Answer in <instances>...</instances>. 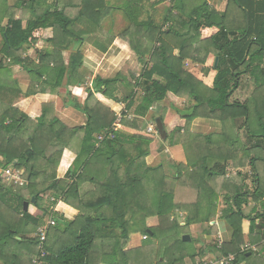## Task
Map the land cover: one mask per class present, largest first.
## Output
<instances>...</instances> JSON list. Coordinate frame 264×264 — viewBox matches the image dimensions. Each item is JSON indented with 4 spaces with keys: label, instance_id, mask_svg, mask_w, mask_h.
I'll list each match as a JSON object with an SVG mask.
<instances>
[{
    "label": "trees",
    "instance_id": "trees-1",
    "mask_svg": "<svg viewBox=\"0 0 264 264\" xmlns=\"http://www.w3.org/2000/svg\"><path fill=\"white\" fill-rule=\"evenodd\" d=\"M62 2L28 0L11 7L0 0V91L17 89L15 67L33 76V89L27 95L60 88L65 77L68 85L86 82L81 54L76 53L65 64L61 50L92 34L95 24L100 25L102 9L98 2L89 1L74 16L68 8L59 9ZM169 16L167 32L156 27L145 32L141 28L147 24L135 25L137 30L129 33L133 38L152 36L156 44L137 49L131 39V48L142 65L131 95L124 99L117 96L120 75L96 78L85 104L79 106L87 116L83 126L68 128L55 117L48 119L49 106H44L39 121L31 124L24 113L0 96V169L12 166L28 174L24 185L10 188L0 176V264H33L41 252L38 231L49 214L59 226L49 227L54 233L48 230L44 264H146L149 254L144 247L125 251L131 235L138 232L148 239L163 238L162 247L175 238L177 246L173 247L191 258L200 257L193 243L183 241L189 231L182 229L205 225L203 232L212 235L215 225L210 226V222L217 215L221 196L225 204L221 218L233 236L230 242L212 246L218 253L214 259L233 255L231 264H264V0H227L222 13L207 0H173ZM79 24L85 27L81 29ZM47 30L54 32L49 42L55 50L40 52L36 64L24 56ZM170 40L178 46L170 45ZM191 63H213L210 70L207 68L213 73L212 80L207 83L192 72ZM42 77L46 81H41ZM251 84V95L236 96L243 86ZM95 92L124 102L122 114L136 117H146L169 94L190 103L178 110L169 126L163 125L165 131L169 127L165 138L169 145H182L186 154L187 163L175 166V177H167L162 167L146 164L153 137L143 135L138 118L120 123L139 131L138 135L114 130L117 114L99 102ZM199 118L220 121L222 130L207 135L192 132L191 123ZM154 120L164 121L163 117ZM110 132L114 138L98 140ZM65 148L77 154L67 174L75 181L49 183L48 171L58 166ZM230 167L235 171L249 168L250 174L229 173ZM92 172L101 193L86 203L79 188ZM54 190L51 210L58 200L67 204L77 201L75 206L81 213L87 210L96 216L83 215L79 221L62 223L45 203ZM25 202L29 203L27 211ZM151 216L160 221L156 228L146 224ZM247 244L256 251L246 249ZM182 261L179 258L168 264ZM202 262L200 258L198 264Z\"/></svg>",
    "mask_w": 264,
    "mask_h": 264
},
{
    "label": "crops",
    "instance_id": "crops-1",
    "mask_svg": "<svg viewBox=\"0 0 264 264\" xmlns=\"http://www.w3.org/2000/svg\"><path fill=\"white\" fill-rule=\"evenodd\" d=\"M26 1L28 0H6L7 4L11 7L18 6L19 4ZM89 1L98 2V6H100L99 8L102 9L103 14L99 16L101 17L100 25L97 26L95 24L94 28H92V34L84 36L82 42L71 43V46L61 50L65 64L70 63L69 59L73 57L72 54H76L78 52L81 54L82 70L85 71L87 75L86 82L84 84L77 82L76 84L68 85L67 77H65L63 85L60 88L54 90L46 89L43 92L27 95V93L33 89V76H31V74H29V72L24 68L15 67L14 79L17 82V89L14 91H0V96L5 97V101L7 103L12 104L15 109L24 113L29 118L31 124L37 123L43 114V107L49 106L48 119L55 117L68 128L83 126L87 122V116L84 111L79 108V106L85 104L88 97V89L93 87V82L98 77L102 79H109L117 78L119 75L122 76L121 80L117 84V96L119 99H124L125 97L130 96L133 88L134 77H138L142 70V65L139 62V56L131 48V39L133 40V43L136 45L137 49H143L145 47L149 48L155 42L153 41L152 36L151 39H149L147 36L143 38H133L129 33L135 32L137 30V26L135 25L140 23L148 25L146 28H141V31L145 32H148L151 27L160 28L161 32H167L169 30L170 22L167 21L170 18L169 9L173 7V4L172 6L170 4L173 0L171 2L168 0H163V2H160L161 0H63V2L58 5V7L60 10L68 8V11L75 16L76 11L80 10L86 4H89ZM207 1L213 8L217 9L221 13L226 9V4L224 8L220 7L223 5L221 4L222 0ZM173 15H177L176 11H173ZM29 17L30 16L25 17V22H27ZM6 22L7 21L5 20L3 24H6ZM79 27L83 29L85 25L79 24ZM53 33V30H47L44 33L43 39L36 44L35 48L27 50L24 57L38 64V52L53 49L55 50V48H53L49 42V39L53 37ZM168 42L172 46H178L174 40H170ZM1 47L2 36L0 34V49ZM188 62L189 60H187L185 64L188 65ZM197 66L201 67L203 70H201L199 74L198 69L196 68ZM190 67L192 72H195L200 76V74L203 75L207 71L206 68L208 67V64L201 65L198 63H191ZM41 81H46V77H42ZM95 98L115 112L117 116L121 115L125 110L124 102H115L105 97L100 92H95ZM181 101L185 102L184 99L173 94H169L167 99L156 103L151 108L146 117H137L140 130L141 127L146 123L149 125V123L153 122L151 120L152 117H163V125L166 124L169 126L177 118L176 116L178 115V110H180L179 103ZM222 127V123L217 120L199 118L191 123L192 132L204 135L216 132L218 133L222 130ZM119 128L120 131L128 135H138L139 133V131L135 129L122 127V125L119 126ZM148 134L149 135H145L143 132V135H145L147 138L148 136H151L153 137V140L147 148L149 152L145 162L150 167H162L164 164L162 161L163 159L159 157L155 151V148L157 149V142L156 140L154 141L155 135L149 132ZM166 149L170 154V159L168 157L166 159L167 163H172L170 162L171 160L173 162L183 164L187 163L186 155L182 145H168ZM76 158L77 154L73 150L70 148H65L59 157L58 166L55 169L52 168L48 171V176L51 177L49 178V183L58 180H66V182L72 184L75 181V177L73 178L71 175L68 176L67 174L71 169H73ZM183 160H185V162H183ZM12 168L14 167H9L7 171H11ZM241 170H245V168H241L240 171ZM5 171L6 170L3 171L0 169V175H2ZM25 173L26 171L23 170L22 174L24 177ZM79 173L81 172L79 171L78 174ZM92 174H94V172L84 178L79 188L81 199L86 203L97 199L101 193L99 191L100 189H98V183L96 182L95 178L91 176ZM54 177L55 179H53ZM54 192L55 190L53 192L51 191V193ZM75 204H78L77 201H72V203L67 204L61 200H58L57 204L53 207V211L57 215L56 218H58V220L63 219L62 223H73L79 221L83 215L96 216L97 213L92 211L86 210L85 213H81L76 208ZM221 215L222 214H217L210 222V226H214L215 224V226L219 225L217 238H219V241H223V243L230 242L233 232L227 221L221 218ZM53 222L54 223L51 225L52 227L59 226L58 221L54 218ZM214 222L215 224H213ZM146 224L148 228H156L159 225V219L156 216L148 217ZM60 227L62 226L60 225ZM198 227L199 224L189 227V235L191 240L187 242L193 243L192 246L200 257L191 258L187 255V252L184 253L183 251L178 250V248H175L177 245L175 238H173V242L170 240L169 244H167V247H162L163 254L166 250L169 251L167 255L154 258L146 264H168L169 261H175L179 258H183V261L178 262V264H198L200 258L202 261H205L210 257H216L218 253L212 252L211 248H209V246H207L205 243L211 242L215 237H213V235H207L203 231L197 232ZM62 228L65 229V226ZM50 229L48 230L53 234L54 229ZM59 234L62 233L60 232ZM64 237H67V234ZM149 239L144 240L143 234L140 237H138V235L132 234L125 251L141 249L143 247V242L148 241ZM173 245L176 246L173 247ZM247 246L255 248V246L249 244H247ZM105 250L108 251L109 249L106 248ZM203 253L205 256L202 257L201 255ZM98 259H100V257H98Z\"/></svg>",
    "mask_w": 264,
    "mask_h": 264
},
{
    "label": "rangeland",
    "instance_id": "rangeland-1",
    "mask_svg": "<svg viewBox=\"0 0 264 264\" xmlns=\"http://www.w3.org/2000/svg\"><path fill=\"white\" fill-rule=\"evenodd\" d=\"M167 2V1H166ZM226 2H227V0H222V2H221V4H223L222 6H220L221 8H224L225 7V4H226ZM171 4V6H172V4H173V1H172V3H170ZM220 8V9H221ZM41 52H44V51H41ZM40 52H38V54H39ZM72 55H75V54H72ZM33 56V55H32ZM34 57V56H33ZM38 59H39V56H38ZM70 61H71V58L69 59ZM69 64V63H68ZM212 65H213V63H211V64H209L208 65V69L210 70L211 69V67H212ZM190 69H191V67H189ZM197 69H198V74H199V72L202 70V68L201 67H199V66H197L196 67ZM206 68V69H207ZM203 71V70H202ZM200 76H202L201 78L205 81V82H207V83H209L210 82V80H212V78H213V73L211 72V71H206L203 75L202 74H200ZM247 79L246 78H244V82L246 81ZM247 83V82H246ZM252 89H253V85L251 84V85H248V86H243L238 92H237V94H236V96L237 97H240V98H244V96L245 97H247V96H249V95H251V93H252ZM179 111H183L184 109H186L187 107H189L190 106V103L188 102V101H186L185 100V102H180L179 103ZM154 117H156V116H154ZM150 120V119H149ZM148 120V121H149ZM153 122L152 123H149V125L146 123H144L145 125L144 126H142L141 127V131L142 132H144L145 133V135H149L148 134V129L150 128V127H153V134L155 135L154 136V141L156 140V142H157V149L155 148V151H156V153H157V155H159V157H161L163 160V165H162V173H164L167 177H169V178H173V177H175V172H176V169H175V166L178 164V162H173L172 160L170 161V162H172V163H167V157L170 159V154L167 152V146L169 145L168 143H167V141H166V139H165V137L163 136V134L162 133H160L159 131L157 132V123H155L156 121L154 120V118L152 117V119H151ZM165 123V122H164ZM165 126H167L166 124H165ZM156 127V128H155ZM166 131L168 132V127H167V129H166ZM240 136H241V138L242 139H245V133H244V131H240ZM165 150H166V152H165ZM184 153H185V151H184ZM186 155V154H185ZM166 160V161H165ZM187 160V159H186ZM182 162V161H181ZM183 162H185V160H183ZM155 167H158V166H155ZM161 167V166H160ZM12 170H13V168H12ZM238 171H240V170H234L233 168H229L228 169V172L229 173H232V172H234V173H237ZM6 172L7 171H5L2 175H0L1 176V178L3 179V181H4V185H6L8 188H10V187H12L13 186V183L12 184H10V183H7L6 181H5V178H4V176L6 175ZM22 173H23V170L21 171ZM241 173H248V174H250V172H249V168H245V170H241ZM19 175H21V174H19ZM27 177H28V174L27 173H25V177H24V175H23V179H24V181L26 182L27 181ZM251 181H249L248 180V184L250 185V186H252V184L250 183ZM152 189V188H151ZM149 191H151V190H149ZM225 193V192H224ZM224 193H223V195H224ZM49 197H47V199H45V203H46V206H48L49 207V211H53V210H51V203L53 202V196H52V193L51 194H49L48 195ZM225 208V204H224V201H223V196H221V198H220V201H219V205H218V208H217V214L218 215H220V214H222V211H223V209ZM55 213V212H54ZM185 217H187V216H185ZM45 222H44V226H42V227H45V226H47V225H49V224H53L54 222H53V216L51 215V214H49L47 217H45ZM159 224H160V221H159ZM159 226V225H158ZM205 227V225H203V226H200L199 225V227H198V230H197V232L199 231H203V228ZM206 228V227H205ZM52 229V228H51ZM50 229V230H51ZM190 229L188 228V229H182V231L183 232H188ZM212 232H213V237H215V238H213V240L211 241V242H205L206 243V245L207 246H209V248H211V250H212V252H214V253H216V251H214V248L212 247V246H214V244H217V243H219V240H218V238H217V235H218V232H219V225L218 226H214V227H212ZM135 235H138V237H140L141 235H142V233L141 232H138V233H135ZM35 236V234L32 236V237H34ZM161 241H163V238H157V237H153V236H150V239L148 240V241H145V242H143V247L146 249L145 251H147L148 252V254H149V256H147L146 258H145V260H146V262H149V261H151V260H153L154 258H157V257H159V256H161L163 253H162V245H161ZM169 243V241L166 243V244H163V247H167V244ZM159 245L161 246V247H159ZM260 257L262 256V254H260L259 255ZM216 257H218V255H216ZM216 257H210L209 259H213V258H216Z\"/></svg>",
    "mask_w": 264,
    "mask_h": 264
},
{
    "label": "built area",
    "instance_id": "built-area-1",
    "mask_svg": "<svg viewBox=\"0 0 264 264\" xmlns=\"http://www.w3.org/2000/svg\"><path fill=\"white\" fill-rule=\"evenodd\" d=\"M168 1L171 2L172 0H168ZM136 118H137L136 116L131 115V114L130 115H123V114L118 115L117 116V121H116V127H115L114 130H117L119 128L120 123H121V121L123 119H127V120H130V121H133ZM152 129H153V127H150L147 131L149 133H153L154 131ZM107 134L108 133L100 135L98 137V140L101 142V141L104 140V138L106 136H109L110 138H114L113 132H110L108 135ZM21 171L14 170V168H13V170L11 169V171H7L6 175L4 176L5 181L7 183H10V184L13 183V186H15L17 184L24 185L26 182L23 179V174L21 173ZM19 174H21V175H19ZM213 224H215V222ZM51 225L52 224H49L46 227L39 228L38 234H39V237H40V240H41L39 248H40L41 252H40V256L33 260V264H44L43 258H45L47 256V254H48L45 251L44 244H45V242L47 240V234H48L49 226H51ZM146 239H148L147 235L144 236V240H146ZM218 240H219V238H218ZM218 244L222 245L223 241H219ZM248 247H250V246H247L246 249H248ZM250 248L253 251H256V248H254V247H250ZM234 260H235V257L233 255H231V256H229L227 258L226 257H222V258H219V259H214V258L213 259H208V260H205L204 262H202L201 264H231V262H233Z\"/></svg>",
    "mask_w": 264,
    "mask_h": 264
},
{
    "label": "water",
    "instance_id": "water-1",
    "mask_svg": "<svg viewBox=\"0 0 264 264\" xmlns=\"http://www.w3.org/2000/svg\"><path fill=\"white\" fill-rule=\"evenodd\" d=\"M218 61H219V59L216 58V60H215V67H217V65H218ZM157 127H158V131H159L160 133H162L163 136L166 138V136H167V132L163 129V124H162V122H161L160 120L157 121ZM32 201L34 202V201H35V198H33ZM28 207H29V203H28V202H25V204H24V209H25L26 211L28 210ZM190 240H191L190 235H184V236H183V241H186V242H187V241H190Z\"/></svg>",
    "mask_w": 264,
    "mask_h": 264
}]
</instances>
